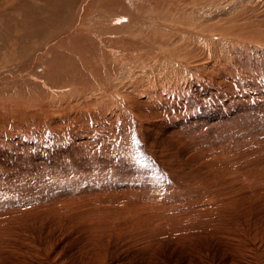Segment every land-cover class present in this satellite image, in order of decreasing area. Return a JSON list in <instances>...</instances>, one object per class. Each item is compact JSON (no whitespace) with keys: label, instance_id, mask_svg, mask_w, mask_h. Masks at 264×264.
Wrapping results in <instances>:
<instances>
[{"label":"rangeland","instance_id":"1","mask_svg":"<svg viewBox=\"0 0 264 264\" xmlns=\"http://www.w3.org/2000/svg\"><path fill=\"white\" fill-rule=\"evenodd\" d=\"M80 2L0 0V64L7 61L11 64L13 50L19 44L18 37L27 34L22 39L32 50L39 45L36 43L44 42L42 40L48 35L64 29L73 10L79 9ZM242 3L227 9L223 17L227 20H222V25L232 28L228 31L229 34H235L232 37H236V32L240 31H232L234 27L242 29L253 25L255 31L259 32L260 27L264 26H261L264 23V0H244ZM192 5H195V0L186 4ZM252 7H256L258 12H249ZM184 11L181 9L180 15L186 17L184 21H187L190 16H185ZM42 14L45 16L42 17ZM41 20L43 24L39 23ZM216 20L219 21L218 18ZM37 33L42 34L43 38ZM184 41L177 59L197 65L196 60L191 59L195 47L185 48ZM209 45L216 52L210 59L199 50L201 45L196 46V52L203 54L205 58L200 54L203 61H211L216 66L211 64V68V65H205L211 70L207 73L201 71L198 79L190 78L194 88L167 91V85H163V88L142 72L135 79L139 80L135 92H129L132 100L130 108L118 102L117 107H109L106 112L84 110L82 112L86 116L77 120V114L67 116L54 112L50 119L40 113L37 116L38 112L32 109H28L22 118L20 113L15 115L12 111L7 112V104L0 105V245H4L2 249L9 252L4 254L6 256L0 264L17 262L12 254L16 245V253L26 251L19 255L21 262L30 258L36 247V251L53 253L49 260L44 259L46 264H187L185 257L190 248L196 245L197 249L206 251L205 246L209 245L211 249L213 241L201 238L204 235L198 234L200 238L190 240L189 236L190 241L187 242L190 243L186 246L185 237L179 239L176 233L187 231L189 226L195 227L203 220L201 214L204 212L199 214L196 211L200 206L207 208L205 216L212 214L215 221V213L221 212L223 204L220 200L228 199L218 194L233 183L241 191L239 196L235 193L237 197L233 198L238 202L231 211L234 215L227 219L234 223L244 215L245 219L261 217L264 220V194L254 193V186L249 188L243 185L242 189L239 185L252 176L250 179L257 181L253 185L264 187V47L258 44L248 48L241 46L243 51L237 47L231 50L226 48L225 51L229 50L227 54L220 55L217 40ZM236 49L241 52V56ZM146 63L147 69L153 67L155 70L165 65L157 53L148 56ZM176 71L178 75H183L182 70ZM183 83V80L179 81L178 88ZM217 187L224 190H217ZM207 193H214V197ZM209 197L213 200L205 202ZM255 199H259V202ZM253 200L258 203L255 205ZM193 201L194 204L191 203ZM237 209L245 211L237 212ZM141 216L146 222L147 219L155 218L161 227H155L154 222L136 224ZM130 219H134L135 223ZM117 223L122 227L121 230L116 227ZM170 223L174 226H170L166 234V226ZM257 223L261 225L257 227L262 233L258 237L262 239L255 247L260 264H264V221ZM184 226L185 230H179L184 229ZM1 233L6 235L2 234V237ZM104 235L107 238L101 239V243L98 238ZM109 238L112 239L110 246L107 245V241L111 240ZM142 238L154 241L156 245L143 250ZM24 241L30 243L29 247ZM178 241L183 249L178 247L172 253ZM7 242L11 243L6 245ZM253 243L250 241L246 244L249 247ZM117 245L119 248H116ZM210 254L212 260L219 257L217 253Z\"/></svg>","mask_w":264,"mask_h":264},{"label":"bare ground","instance_id":"2","mask_svg":"<svg viewBox=\"0 0 264 264\" xmlns=\"http://www.w3.org/2000/svg\"><path fill=\"white\" fill-rule=\"evenodd\" d=\"M149 1L150 0H81L79 4V9L75 10L76 12L73 10V15L69 20H67V25L64 27V29L60 30L59 32L52 30L53 32H56V33L51 36L48 35V37H46L43 40L39 37L44 42L36 43L39 45L35 46L34 49L31 50V47L25 44L26 41L24 42L22 39L23 36L26 37L27 34H24L18 37L19 44H17V47H15L13 50L14 52L12 53V59L10 60L11 64L8 61L3 65L0 64V105L7 104L10 108L13 107L11 108V110H9L10 109L9 107L8 108L6 107L5 110L7 112L12 111V114L15 113V115L20 113V116L22 118L28 109H32L33 111L38 112L37 116L40 113L42 116H45L50 119L53 117L52 116L53 113L56 112L61 115L67 114V116L71 114L73 115L77 114V120H81L86 116L85 115L86 113L82 112L84 110H87L88 112L94 111L96 113L98 112V110L99 111L105 110L106 112V110L109 107H117L118 102L123 105L125 104V106L130 108L132 104V100H131V97H129V92L130 90L135 92L134 91L135 87L139 83V80L135 81V79H138L140 73L142 72H145V76H150L152 79H154L155 83H158V85H162V87L163 85L165 86L167 85V87H165L167 88V91L168 90L174 91L180 88L182 90H189V89L191 90L194 87H193V82L189 79L191 78L192 80H195L196 77L197 79L200 78L201 71L202 72L204 71L205 73H207L208 71L211 70L205 65L208 66L212 64L211 61H207V60L203 61V59L205 58L203 54L196 52L197 50L196 46L198 45H201L199 50L204 52L206 58L210 59V56L216 52H213L212 49L209 48L211 46L209 45V43H213V41L215 40H217L219 44L218 49H221L219 52L220 55L225 54V52L227 54L229 50L225 51L226 48L232 49V48L237 47L239 51L240 50L243 51L244 46H246L247 48L255 44L262 46L263 44L262 42H264V30H263L264 26L262 27L263 29L260 27L259 32H256L257 30L255 31V27L253 25L243 27L246 30L245 33H244L245 30L243 28L241 29L240 27H234L235 30H232V31H239V30L240 31L236 32V37H232L235 34L228 33V31L231 30L232 28L228 29L227 25H222V22H223L222 20H227L223 18L226 16L225 14L226 10L230 9L231 7L236 6L237 4H243L242 2L244 0H221V1L204 0V3L202 2L203 0H195V5H192V6H186V4H189L191 0H152L150 2ZM51 6H54V5H51ZM256 7L255 9H257ZM44 8L46 9V7ZM69 9L67 11L68 13H69ZM181 9H185L184 11L185 16H188V15L190 16L187 21H184L186 17L182 18V16L180 15ZM255 9L252 7L249 9V12L250 10L253 12V10ZM40 12L42 13L41 9H40ZM43 16L45 15L42 14V17ZM217 18L219 19V21L216 20ZM45 20H47V18ZM215 20L217 22H215ZM39 23L43 24L42 20L39 21ZM204 23L209 24V25L205 26ZM32 24L33 23H31V25ZM45 24L47 25V23ZM263 24L264 23H262L261 26ZM39 28L42 29L41 27ZM59 29H60V26H59ZM27 30L29 29L27 28ZM0 34L2 35V32ZM42 34L44 35V33ZM42 34L41 35L38 34V36L42 37L43 36ZM183 39H185L184 41L185 48L195 47V50L193 52V57L191 59H195L197 65H193L189 63L188 60L184 61V60L177 59L176 56L178 52H180V50L182 49ZM191 39H193V41H191ZM241 46H243V48H240ZM239 51L238 53L240 55L241 52ZM153 53H157L159 59L165 63V65H163V68L160 67L159 70H155V68L153 67L150 69L146 68L147 67L146 62L148 61V56H150ZM200 54L201 56L204 57L203 59L202 57H200ZM218 58L219 57H217V60ZM14 60H19V61L15 62ZM212 65L216 66L215 63H213ZM212 65H211V68H213ZM176 70H182L183 75L182 76L178 75V72ZM185 78L186 80H184ZM161 80L164 82L168 80V82L163 84L160 82ZM182 80L184 81V83L182 86H179L178 88L177 84L179 81H182ZM157 87L159 88L161 86H157ZM90 107L94 110H89L91 109ZM154 133L156 134V132ZM215 172L217 171L215 170ZM237 173L238 172H236L235 174ZM193 174H194V170H193ZM236 177L240 178L238 176ZM251 177L252 176L248 177V179H244L245 181L243 180V182L241 181L239 183V185H241L240 187L242 189H243V185H246L247 187L249 186V188L256 187L254 189V193H258L260 195L264 194L263 193L264 187L255 186L257 181L255 182L253 179H250ZM243 178H244V174H243ZM203 180H205V178ZM246 181L250 182V184L252 185L251 186L248 185ZM228 183L229 182H227V184ZM223 184H221L222 187H223ZM227 184H224V185H227ZM233 184L230 187H227L228 186L227 185L225 187V191H222V192L220 191L219 192L220 194H218V195H222V197L226 196L228 197V199L223 198V200H220L223 202V204H222V207H220L221 212L215 213V221H214V216H211L212 214H208L210 216L208 215L205 216L207 208H203L202 206H200V208H198L196 211L199 214L204 212L203 215L201 214V216H203V220L199 221L198 225L195 227L189 226L187 231H183L181 233L179 232L180 234L176 233V236L178 235L177 237H179V239L180 237L182 238L185 237L184 242H187V240H189L190 237H191L190 240L195 237L200 238L199 237L200 234L204 235L201 238H209L210 240L213 241L211 249L209 245L205 246L206 251H202V249H197L196 245H194L195 247L190 248V250L186 252L188 254L186 255L187 258L185 257L187 264H260L257 249L255 246L260 242L262 238L259 239L260 237H258V234L260 233V229L258 230L257 226H261V225H259V223L257 222L264 221V220H262L261 217L252 219L251 216H250L251 218L245 219L246 217H244L243 215V217H241L238 220L236 219L237 217L235 216L234 218L236 219V221L234 223L232 222L233 223L232 224L231 219H227L228 217H231V215H234V212H231V211L235 209V204L238 202V200L235 201L233 197L235 196L237 197V194L235 193H238V196H239L240 194L239 192L241 191L240 188H237L238 186L236 187ZM207 185L209 184L207 183ZM214 185L216 186V184ZM218 187H217V190H220V189L224 190V188H221V187L218 188ZM206 191H209V190L206 189ZM254 193L251 192V194H254ZM207 194L210 195L211 193H207ZM211 195L214 197V193ZM259 199L257 200L255 199V200L258 201ZM199 200L201 201V199ZM211 200H213L212 197H209L207 201L205 200V202H211ZM255 200H253V202ZM247 201H244V202H247ZM258 202L254 204L256 205ZM191 203L194 204V201ZM201 203L202 205H204L203 201H201ZM201 203H197V204H201ZM260 203L262 202L260 201ZM242 205L244 206L246 205V203ZM240 209L239 210L237 209V212L244 210V209L243 210H240ZM137 210L138 209H136V211ZM216 210L217 209H215V211ZM135 214H137V212ZM145 214L147 215V213ZM224 214L229 215V216L226 217ZM143 217L142 216L140 218L138 217L139 220L136 221L137 222L136 224H139V223L142 224V222H146L145 220H143L144 219ZM152 219H147L146 223L151 224L152 222H154L155 227H161L159 224L156 223L155 218H152ZM53 220H50V221H53ZM131 221L135 223L134 219ZM188 221L191 224L190 220ZM194 222H192V224ZM0 224L2 223L0 222ZM13 225L17 226L16 224H13ZM170 226L171 227L174 226L173 223H170L168 226H166V228H168L166 229V234L169 233L168 230L171 229ZM116 227L119 228L118 230H121L122 228L118 223ZM99 228L100 227H98V230ZM153 229L155 228L153 227ZM185 229L186 227L184 229H179V230H185ZM6 231L8 233V230ZM94 232L97 233V231H94ZM2 234L6 235V233H1V236ZM152 234L153 233H151V237L154 238ZM166 234L164 233V235ZM261 234L262 233H260V235ZM107 235L100 236L98 240L101 241V239L107 238ZM118 236H115V238ZM168 236H165V237H168ZM206 236H209V237H206ZM177 239L178 238H176V240ZM142 240H143L144 248L143 247L141 248L143 250H148V248L149 247L151 248L152 245L153 246L156 245V244L154 245V241H147V240L145 241V239L143 238ZM183 240L184 239H181V241ZM111 241L112 239L107 241L108 246H110V244L112 243ZM250 241H254V243L248 247L246 243ZM188 242L186 246L190 243ZM9 243L6 245H9ZM25 243H27V245ZM25 243L24 244L26 246L30 244L29 242H25ZM3 246L4 245H2L0 249V263H1V259H3V257L6 256L4 254L9 253L5 249H2L4 248ZM11 246L14 247V245H11ZM16 246L14 247L15 249H13V251L15 250L14 251L15 253L11 251L13 254V257H15L14 260L17 261L16 263H13V264H46L44 259L48 258L47 260H49L50 255L53 254V253L49 254V252L47 251L45 252L43 250L36 251V247H35L33 248L35 250L33 251L31 250L32 251L31 257L26 258V260L21 262L22 261L21 258L20 259L18 258H19L20 253L23 252L24 250L21 251L19 248V251L21 252L16 253V248H17ZM22 246L24 247V245ZM41 246L43 247V244H41ZM174 247L175 248L174 250H172V253H174L178 247L181 248L180 242L178 241V244L174 245ZM116 248H119V246L117 245ZM246 248H248L247 252L245 251ZM181 249H183V247ZM10 250H12V248ZM92 250H94V248H92ZM91 252L93 253L94 251H91ZM210 252L219 254L218 259L215 258V260L214 259L212 260L210 257L211 255ZM212 256L214 258V255ZM25 257H27V255ZM92 258L95 259L96 257H92ZM92 264H95V263L93 262Z\"/></svg>","mask_w":264,"mask_h":264}]
</instances>
